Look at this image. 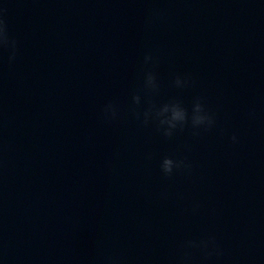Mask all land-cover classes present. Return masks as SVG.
Masks as SVG:
<instances>
[{
    "label": "clouds",
    "instance_id": "9594fccd",
    "mask_svg": "<svg viewBox=\"0 0 264 264\" xmlns=\"http://www.w3.org/2000/svg\"><path fill=\"white\" fill-rule=\"evenodd\" d=\"M7 8L0 7V50L7 51L8 62L15 61L18 55V42L10 35L7 22ZM145 63H155L152 55L145 56ZM189 81L186 78L176 76L174 85L178 88L186 87ZM158 83L155 74L152 71H147L144 77V89L149 92L158 91ZM133 104L140 105V95L132 97ZM137 119H140L141 113L133 109ZM104 118L106 120H114L117 118V106L114 103H108L103 109ZM142 123L148 125L150 122H157L158 130L166 138H171L174 131L178 128H183L190 123L193 134L198 135L199 130L208 131L214 127L216 121L212 113H210L201 98H196L192 105L191 114L182 106L179 100H171L161 106L154 103H149V107L142 113ZM233 142H237L236 135L231 137ZM191 165L185 159H173L170 156H165L160 163L161 172L165 177L173 175L174 170H190ZM181 254L177 259V264H193L194 252L202 254L204 259L212 257H220L223 255L214 236H208L200 240H188L181 245ZM108 264H119L118 260L113 257L108 258Z\"/></svg>",
    "mask_w": 264,
    "mask_h": 264
}]
</instances>
